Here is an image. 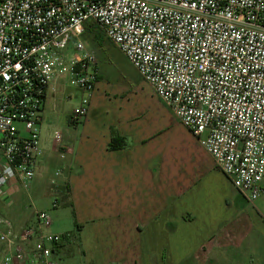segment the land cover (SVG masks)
Segmentation results:
<instances>
[{
  "label": "built area",
  "instance_id": "built-area-1",
  "mask_svg": "<svg viewBox=\"0 0 264 264\" xmlns=\"http://www.w3.org/2000/svg\"><path fill=\"white\" fill-rule=\"evenodd\" d=\"M88 24L253 204L264 182V0H0V201L10 204V184L30 189L56 81L66 76L81 94L71 124L87 114L99 76ZM34 218L18 227L0 215L1 264H56L54 248L71 236L48 233L45 211Z\"/></svg>",
  "mask_w": 264,
  "mask_h": 264
},
{
  "label": "crops",
  "instance_id": "crops-1",
  "mask_svg": "<svg viewBox=\"0 0 264 264\" xmlns=\"http://www.w3.org/2000/svg\"><path fill=\"white\" fill-rule=\"evenodd\" d=\"M98 70L87 114L64 140L43 143L40 126L35 178L28 191L6 187L11 202L0 201V215L18 227L33 226L30 206L44 173L59 168L55 208L65 196L60 202L72 209L75 230L66 232L71 237L56 246L53 260L77 249L80 264H264L257 248L263 230L153 88L140 84L131 95L99 84ZM59 85L48 91L43 113ZM112 132L125 141L122 149H108ZM193 231L201 235L196 243L188 237ZM5 254L0 243V264Z\"/></svg>",
  "mask_w": 264,
  "mask_h": 264
},
{
  "label": "rangeland",
  "instance_id": "rangeland-1",
  "mask_svg": "<svg viewBox=\"0 0 264 264\" xmlns=\"http://www.w3.org/2000/svg\"><path fill=\"white\" fill-rule=\"evenodd\" d=\"M87 43L92 48L91 44ZM92 50L97 58L102 76L99 84H116L118 89H121L120 91L129 92L131 95H135L133 92L140 87V84L141 86L148 84L139 77L136 70L125 60L117 48L108 41L104 40L101 46L92 48ZM55 84H60L59 93H57L54 100L51 96L48 97L41 125V140L43 143L46 140L50 146L54 142L55 134H59L60 140H64L68 130H73V124L70 122V113L78 107L81 97L80 92L69 85L66 76L61 77ZM52 169L53 167L44 173L45 180L39 189L41 194L38 196V201L31 204L30 209L33 212L45 211L48 213L51 219L50 233L63 234V232L72 231L73 234L75 220L72 209L66 202H60L61 200H66L65 196L62 199L59 197V206L57 208L52 207L54 200L53 186L50 184L54 172ZM221 176L225 178L222 174ZM45 192L47 193L44 196ZM232 192L236 196L237 201L244 207V210L247 213H251L253 225L260 227L264 232V182L263 192L253 204H248L237 192L233 190ZM199 236L201 235L196 232L188 234L192 243H196ZM257 246V248H262L264 251V244L261 241L257 243ZM54 259L57 264H80V255L77 253V249L71 257H59L55 254Z\"/></svg>",
  "mask_w": 264,
  "mask_h": 264
},
{
  "label": "trees",
  "instance_id": "trees-1",
  "mask_svg": "<svg viewBox=\"0 0 264 264\" xmlns=\"http://www.w3.org/2000/svg\"><path fill=\"white\" fill-rule=\"evenodd\" d=\"M83 38L91 44L92 48H97L104 42L103 36L92 24L87 25ZM125 145V141L121 137L116 135L114 132L111 133V139L108 144L109 150L122 149ZM56 251L57 247L54 248V252Z\"/></svg>",
  "mask_w": 264,
  "mask_h": 264
}]
</instances>
